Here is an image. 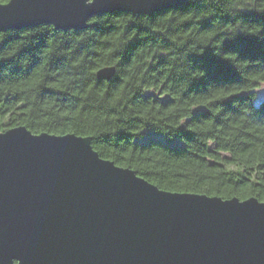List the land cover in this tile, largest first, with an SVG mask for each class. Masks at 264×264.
Masks as SVG:
<instances>
[{
  "label": "trees",
  "instance_id": "1",
  "mask_svg": "<svg viewBox=\"0 0 264 264\" xmlns=\"http://www.w3.org/2000/svg\"><path fill=\"white\" fill-rule=\"evenodd\" d=\"M262 84L264 0L0 31V131L90 136L102 157L166 190L264 200Z\"/></svg>",
  "mask_w": 264,
  "mask_h": 264
},
{
  "label": "water",
  "instance_id": "2",
  "mask_svg": "<svg viewBox=\"0 0 264 264\" xmlns=\"http://www.w3.org/2000/svg\"><path fill=\"white\" fill-rule=\"evenodd\" d=\"M184 2L8 0L0 31L78 29ZM0 264H264V200L166 190L102 157L90 136L11 127L0 131Z\"/></svg>",
  "mask_w": 264,
  "mask_h": 264
},
{
  "label": "rangeland",
  "instance_id": "3",
  "mask_svg": "<svg viewBox=\"0 0 264 264\" xmlns=\"http://www.w3.org/2000/svg\"><path fill=\"white\" fill-rule=\"evenodd\" d=\"M257 94H258V100L264 98V84L261 85V87H259L257 90H256ZM147 93H154V91L150 90V91H147ZM156 94V93H155ZM156 136L158 137L157 134L153 133V132H150V131H145V137L144 139H146L148 136ZM178 143V142H176Z\"/></svg>",
  "mask_w": 264,
  "mask_h": 264
}]
</instances>
